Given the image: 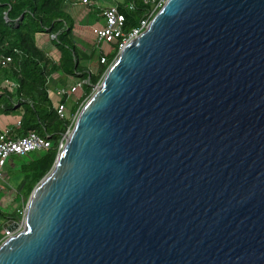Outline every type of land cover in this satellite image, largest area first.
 Here are the masks:
<instances>
[{
  "label": "water",
  "instance_id": "1",
  "mask_svg": "<svg viewBox=\"0 0 264 264\" xmlns=\"http://www.w3.org/2000/svg\"><path fill=\"white\" fill-rule=\"evenodd\" d=\"M20 226L0 264H264V0H165Z\"/></svg>",
  "mask_w": 264,
  "mask_h": 264
},
{
  "label": "trees",
  "instance_id": "2",
  "mask_svg": "<svg viewBox=\"0 0 264 264\" xmlns=\"http://www.w3.org/2000/svg\"><path fill=\"white\" fill-rule=\"evenodd\" d=\"M65 0H0V114L10 115L22 109L17 121L19 126L11 128L15 137H24L28 132L45 137L50 136L52 147L43 152L28 154L26 160L19 165L20 182L16 184V192L22 199L23 205L32 190L50 172L58 154V144L66 129L71 125V117L78 114L80 106L92 94V88L103 79L108 67L117 55V49L107 55L105 63L101 64L96 74L84 68L75 46L73 23L62 11ZM160 0H122L125 7L133 4L134 11L127 13L133 18L130 26L126 22L125 31L136 27L144 15L154 10ZM122 7V8H123ZM155 9L152 18L159 11ZM23 16L22 20L20 17ZM36 34H54V45L60 52L59 64L54 65L46 54L40 50L35 41ZM11 59L7 66L2 67L3 58ZM56 72L68 76H79L87 84L82 86V96L70 107L68 119L60 120L48 95V78ZM11 82L18 88L10 93L4 86ZM68 97L61 100L69 104ZM75 121L72 123L73 127ZM23 158V157H16ZM2 193H0L1 198ZM21 203L12 213L0 211V219L19 221V212L23 209ZM23 206V207H22Z\"/></svg>",
  "mask_w": 264,
  "mask_h": 264
},
{
  "label": "built area",
  "instance_id": "3",
  "mask_svg": "<svg viewBox=\"0 0 264 264\" xmlns=\"http://www.w3.org/2000/svg\"><path fill=\"white\" fill-rule=\"evenodd\" d=\"M83 3H86V0H83ZM157 5L160 6V4L158 3ZM155 9L144 15L136 27L134 26L129 31H125L126 22H127V13L134 11L133 4H128L123 8H118L116 6H111L106 8L102 12L104 25L93 31L97 42L100 44H109V45L111 44L114 47H116L117 54L120 53L130 41L136 39L148 27ZM50 39L52 41H55L56 35L51 34ZM10 61L11 59L9 57L3 58L1 61V66L2 67L7 66L8 63H10ZM100 63L101 64L105 63L104 57L100 58ZM83 83H78L69 89H65V88L59 89L55 92V96L59 98V101L55 103L54 109L60 120L64 121L68 119L67 104L62 103L61 100H63L65 97L70 98L73 93L75 94V92L84 85ZM4 86L7 88V90L10 93L14 92L18 88L17 85L7 81L4 83ZM76 117H77V113L71 117V121H72L71 124L75 121ZM19 124L20 122L16 121V126H19ZM70 128L69 129L67 128V130L62 135L61 140L59 141L58 152L62 150L65 140L69 135ZM51 147H52V140L50 139V136L42 137L36 134L35 132L30 131L24 137H16V136L14 137L11 129H6L4 131H1L0 132V185L2 184L4 177L3 168L5 167L7 161L11 157H24L31 153L47 151ZM24 214H25V208L19 212V215L22 216V219L24 217ZM14 232L4 230V234L7 237H11L14 234Z\"/></svg>",
  "mask_w": 264,
  "mask_h": 264
},
{
  "label": "crops",
  "instance_id": "4",
  "mask_svg": "<svg viewBox=\"0 0 264 264\" xmlns=\"http://www.w3.org/2000/svg\"><path fill=\"white\" fill-rule=\"evenodd\" d=\"M121 2L122 0H86V3H83V0H65L62 5L63 13L67 15L73 23L75 46L79 55L85 59L80 61V64L84 68L88 69L90 73L92 72V74L97 72L99 69V59L101 57L106 58L107 55L112 53L110 50L113 48L115 49V47L111 44L98 43L93 31L104 25L102 16L103 10L111 6L122 8L123 6L121 5ZM144 2L147 3L148 0H144ZM127 23H129L130 26L133 23V18L130 15H127ZM35 41L37 47L46 54V56L50 61H52V63H54V65L59 64L60 52L56 49L54 41L50 39V35L36 34ZM105 46H107L106 50L104 49ZM91 59H94V63L91 61ZM78 83L85 84L87 82L81 81L78 75L76 77L64 75L60 72L53 73L48 78V93L53 107L55 103L59 101V98L55 96V92L57 90L64 88L69 89ZM79 92H83L82 87L78 89L75 94ZM72 98L73 95H71L70 99ZM68 107L69 105H67V111ZM9 160L6 164L10 162ZM0 186H2V184ZM5 187L6 186L4 185L2 189H5Z\"/></svg>",
  "mask_w": 264,
  "mask_h": 264
},
{
  "label": "rangeland",
  "instance_id": "5",
  "mask_svg": "<svg viewBox=\"0 0 264 264\" xmlns=\"http://www.w3.org/2000/svg\"><path fill=\"white\" fill-rule=\"evenodd\" d=\"M161 1L162 0H160L158 2V4H160V6L157 5V8L159 7L161 9V7L164 5L165 0L162 1V2ZM104 49L106 50L107 49V46H105ZM108 50H109V47H108ZM113 51H114V48L112 50H110V52H113ZM91 61L93 62L94 59L93 60L91 59ZM96 73L97 72H95L94 74H96ZM85 84H87V83H85ZM98 85L99 84H97L96 86H94L92 88V94L94 93V91L96 90V87ZM72 95H73V98L74 99L72 98L73 100L71 99L69 101V104H68L69 105V107H68V113H70V107L72 106V103L74 101L76 102L82 96V92H79L77 94H74L73 93ZM86 101H87V99H86ZM86 101L80 106V109L84 106V104L86 103ZM22 111H23L22 109L16 110L15 112H12L10 115L0 114V132L2 130H4V129H11V128H13V126L16 125V121L21 116ZM71 125H69L68 129L71 127ZM71 129H72V127L70 128V131H71ZM70 131H69V133H70ZM24 160H26V157H23V158L11 157L10 160H9L10 162H8V164H6L5 167L3 168L4 169V177H3L2 186H0L1 187L0 188V192L2 193L1 198H0V211H2L4 213H12L13 211H15V209L18 207V205L20 203H21V205H23V201L18 196V194L16 192V187L15 186H16V184H18V182H20L21 175H20V173H19L18 170H19V165ZM4 185L6 187H5V189H2L4 187ZM23 206L22 207L24 209L26 205H23ZM18 220L19 221H15V222H19L21 224V221H22V216L21 215H20V218ZM4 224L5 223L3 222V220L0 219V245L3 243L4 240H6L8 238L4 234V228H3V225ZM20 224H19V228L14 232V234L21 229Z\"/></svg>",
  "mask_w": 264,
  "mask_h": 264
}]
</instances>
